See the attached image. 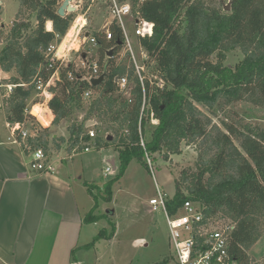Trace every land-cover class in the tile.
Listing matches in <instances>:
<instances>
[{
	"label": "trees",
	"instance_id": "trees-1",
	"mask_svg": "<svg viewBox=\"0 0 264 264\" xmlns=\"http://www.w3.org/2000/svg\"><path fill=\"white\" fill-rule=\"evenodd\" d=\"M17 1L20 8L13 26L0 32V37L6 35L5 45L0 46V70L15 72L9 82L16 87L4 97L8 122L13 125L28 120L42 130L30 138L32 148L49 151L46 137L50 129L69 121L67 150L82 152L85 144L92 142L86 122L96 119L99 125L93 129L100 133L106 127L115 140L108 142L107 136H98L94 146L112 147L119 153L121 177L133 160L149 169L146 152L150 156L159 153L167 160L181 155L184 145L193 147L198 154L196 169H183L175 179V196L167 204L169 214H179L186 202H192L207 217L221 215L234 225L230 262L264 264L248 254L264 234V128L244 123L232 110L240 102L264 108V0H229L230 13L207 7L201 0H144L139 8L138 0H133L135 11L155 25L153 37L140 40L153 63L145 82V106L133 69L125 62L117 63L115 56L106 57L107 50L123 41L121 31L111 26L110 41L94 33L100 67L107 70L105 82L91 86L83 79L86 71H76L73 64L60 70V79L50 90L49 109L54 120L49 127L47 108L46 129L24 112L36 94L35 78L47 83L56 72L47 63V49L67 35L76 15L59 16L60 0ZM48 21L53 23L52 32L46 29ZM236 50L242 52L243 59L234 66L226 65L228 54ZM125 75L132 84L130 99L121 94L117 84ZM159 82L162 87L157 86ZM87 91L94 93L88 109L84 105ZM83 111L87 112L85 119L79 122L75 115ZM218 113L224 117L219 118ZM152 115L158 125L152 124ZM59 141L64 140L53 138L57 143L53 150L61 148ZM85 185L96 204L84 223L94 224L102 219L95 214L99 200L94 190L99 188L95 183ZM110 235L102 230L87 248L110 239Z\"/></svg>",
	"mask_w": 264,
	"mask_h": 264
},
{
	"label": "rangeland",
	"instance_id": "rangeland-1",
	"mask_svg": "<svg viewBox=\"0 0 264 264\" xmlns=\"http://www.w3.org/2000/svg\"><path fill=\"white\" fill-rule=\"evenodd\" d=\"M1 1L0 23L6 25L7 29L3 30L6 32L12 27L10 22L15 20L20 3L17 0ZM201 1L207 7L219 8L223 12L224 7L230 2L229 0ZM60 2L62 3L63 0H60ZM94 16L96 27L101 28L104 18L106 19V10L98 8L95 10ZM94 24L93 27L89 28L91 33L96 31ZM130 31L132 32V29ZM5 36L0 37L2 40L0 42L1 48L5 45ZM93 56L99 58L98 51ZM71 59L76 60L77 64L80 65L78 56L72 53ZM242 59V52L236 50L228 54L226 65L234 66ZM4 93L6 94V91ZM41 99L40 96L34 93L28 102L29 107L36 103L39 104L38 102H41ZM89 105L90 103L87 104V109ZM200 109L205 112L203 107H200ZM232 110L239 114L244 123L264 128V108L255 107L248 102H240L233 105ZM86 113V111L77 113L75 117L79 122H83ZM33 114H39V108H35ZM218 116L219 118L224 117L221 113H218ZM29 122V127H32L30 135L39 136L42 130L32 121ZM37 122L43 129H46L38 120ZM214 122L218 123L217 120H214ZM62 125L65 126V130H63ZM62 125L52 127L47 134L49 152H52L54 146L57 145L53 142L54 134H58L59 137L64 136L66 139L69 137L66 127L71 125L70 122L63 121ZM109 134L114 141L115 135L108 128L104 127L98 133L99 136L104 138ZM65 145H63L61 152H53L52 155H56V158H65L71 155ZM182 150L181 155L170 156L167 160L159 153L151 156L154 163L153 173L137 160H133L121 177H119V153L112 147L101 149L93 147L89 153L76 151L73 152L72 159L56 164V173L59 171L62 175L68 177L72 185L77 186L76 190L82 187L81 192L89 200L91 209L94 208L96 201L91 195H86L87 192L84 191V186L87 183H95L100 190H94V195L99 200L95 214L102 217V219L96 224H84L82 226L83 231L79 237L82 244L73 252L72 264H178L170 245L165 214L161 211L154 212L150 206V200L157 198V185L166 193L169 199L173 198L176 192L175 179L179 177L182 170L196 169L198 154L195 149L184 145ZM112 162L115 163L116 169ZM108 167L112 169L111 174H106ZM107 185L110 188L106 190ZM86 215L84 214V216ZM113 229L114 232H112ZM88 230L91 232L89 233ZM102 230L107 231L108 235L111 234L110 239L102 240L87 248ZM248 254L256 261L264 260V234Z\"/></svg>",
	"mask_w": 264,
	"mask_h": 264
},
{
	"label": "built area",
	"instance_id": "built-area-1",
	"mask_svg": "<svg viewBox=\"0 0 264 264\" xmlns=\"http://www.w3.org/2000/svg\"><path fill=\"white\" fill-rule=\"evenodd\" d=\"M143 1L138 0V8ZM1 3L2 1H0V5H2ZM70 5L75 9V12L68 13V15L75 14L76 18L73 25H78L75 38L72 41L75 42L74 44H77V48L73 49L69 44L64 54H57L63 38L61 41H55L49 46L45 56L50 67L56 68L55 74L76 63L74 65L75 70H85L87 74L83 79L91 85V80L99 78L104 72L100 67L99 58H94L93 56L98 51V43L94 33H99L107 41H110L113 38L110 28L111 26H116L121 31L123 38L122 43L119 45L120 49H117L115 53L117 63L125 62L129 68L133 69L143 89V106H145V82L149 79L153 63H151L150 56L142 47L140 40L152 38L155 25L142 18L138 11H135L133 0H72ZM99 6H103L106 10L105 25L101 30L91 33L89 28L93 17V10ZM12 23L11 25L13 26ZM5 27L0 23V30ZM131 29L132 32L130 31ZM87 35L88 38L86 39ZM72 53L78 56L80 65L77 64L76 60H70ZM83 54H85V59L82 57ZM55 74L47 83L43 82L39 76L35 78L33 85L35 86L36 95L40 97L51 96V94L46 95V93L47 91L50 92V83ZM69 78L72 79L71 73L69 74ZM117 84L121 94L130 99L132 84L129 82L128 76L125 75L118 79ZM157 86L162 87V82L157 83ZM1 87L5 89L6 94H4V97H6L13 92L16 86L8 84ZM24 87H27V85H24ZM93 97L94 93L92 91H87L84 94L85 107L88 103H91ZM35 105L31 107L27 106L24 112L25 117L32 114L31 111ZM151 118L153 125L159 124V121L153 115ZM29 123L26 120L23 123L9 125L12 133L11 142L14 145L22 146L30 152L29 167L32 171L44 175L55 174L56 164L72 159L73 152H76V150L72 151L68 157L56 158V155H52L53 152L45 151L42 148L33 149L29 140L36 136L30 135L32 127L30 126V129ZM87 134L92 142L85 144V148L82 151L84 153H89L95 147L94 140L99 136L93 128L88 129ZM141 145L145 149L143 140L141 141ZM145 160L149 170L153 173L154 163L147 152ZM111 173L112 169L108 167L106 174ZM156 189L157 198L150 200V206L154 212L161 211L165 214L169 229L170 245L173 248L178 264H234L230 262L229 258L230 239L234 225L229 220L223 218L221 215L218 217H207L202 209L192 202H186L179 214L171 216L167 207L169 202L168 196L158 185Z\"/></svg>",
	"mask_w": 264,
	"mask_h": 264
},
{
	"label": "crops",
	"instance_id": "crops-1",
	"mask_svg": "<svg viewBox=\"0 0 264 264\" xmlns=\"http://www.w3.org/2000/svg\"><path fill=\"white\" fill-rule=\"evenodd\" d=\"M98 8L105 10L103 6L93 10L90 28L95 23L96 31L105 25L104 18L103 26L96 27L94 15ZM46 29L53 31L51 21L46 23ZM72 48L76 49L77 44ZM14 74L0 71V264H72L73 252L82 244L79 237L85 224L84 214L92 210L90 202L81 192L82 187L76 190L77 186L72 185L61 172L44 175L32 171L29 167L30 152L11 142V124L4 106L5 89L1 86L11 84L9 80ZM59 79L60 73H56L50 90ZM47 94L51 96L41 97L38 103L46 104L51 118L50 127L54 120L49 109L53 94L52 91H47ZM43 125L48 128L45 120ZM66 129L68 131V125ZM53 138L64 140L58 142L59 150L52 151L59 153L69 137L66 139L54 134ZM84 191L89 194L86 185Z\"/></svg>",
	"mask_w": 264,
	"mask_h": 264
},
{
	"label": "water",
	"instance_id": "water-1",
	"mask_svg": "<svg viewBox=\"0 0 264 264\" xmlns=\"http://www.w3.org/2000/svg\"><path fill=\"white\" fill-rule=\"evenodd\" d=\"M71 1L72 0H64L62 2V4L60 5V7L58 9V15L59 16L66 17L68 13H74L75 12V9L70 5ZM231 11H232V2L230 1L229 4L224 7V12L225 13H230ZM77 27H78L77 24H74L71 27L70 31L67 33V35L61 41L60 46H59L58 51H57V54H64L66 52L67 46L75 38ZM87 38H88V35L86 36V39ZM1 41L2 40L0 39V42ZM117 49H118V46H115V47L111 48L110 50H107L105 52L106 57L108 59L114 58ZM82 57L85 59V54H83ZM106 77H107V70L105 69L103 74L99 78L91 80V85L92 86H100V85H102L105 82ZM33 117L36 120H38L35 116H33ZM98 125H99V122L96 119H92V120H89L86 123L85 128L88 130V129L94 128V127H96ZM107 141L108 142H112L113 141V137L110 134L107 135ZM112 164L114 165V168H115V163L112 162Z\"/></svg>",
	"mask_w": 264,
	"mask_h": 264
},
{
	"label": "bare ground",
	"instance_id": "bare-ground-1",
	"mask_svg": "<svg viewBox=\"0 0 264 264\" xmlns=\"http://www.w3.org/2000/svg\"><path fill=\"white\" fill-rule=\"evenodd\" d=\"M50 27H51V23L49 24V28H50ZM74 43H75V42H71L69 46L71 47V46L76 45V44H74ZM35 108H39V114H37V115L33 114V110H34ZM31 113H32L33 116H35V117L38 119V121H39L41 124H43V121L45 120V118H46V116H47V114H48L46 104H43V103L36 104V105L34 106V108L32 109ZM41 119H42L43 121H42Z\"/></svg>",
	"mask_w": 264,
	"mask_h": 264
}]
</instances>
